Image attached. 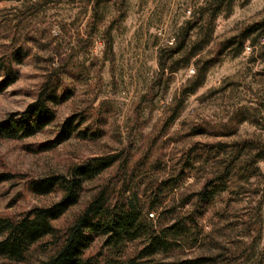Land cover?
Listing matches in <instances>:
<instances>
[{
    "label": "rangeland",
    "instance_id": "374dc122",
    "mask_svg": "<svg viewBox=\"0 0 264 264\" xmlns=\"http://www.w3.org/2000/svg\"><path fill=\"white\" fill-rule=\"evenodd\" d=\"M209 1L0 0V60L18 56L12 62L15 80L0 91V120L21 112L43 82L56 76V94L66 97L53 104V121L34 135L0 138V173L13 176L0 182V215L17 217L60 197L57 189L32 193L29 180L67 175L88 158L115 155L110 167L83 183L78 202L52 222L55 228H66L103 187L113 197L134 190L140 197L159 183L162 201L147 219L155 224L160 210L168 211L163 222L193 213L197 240L190 238L154 262L210 257L213 264H264V159L244 178V150L234 160L228 187L195 203L194 193L219 170L234 143L264 141V28L249 34L242 47L221 50L206 65L199 86L188 92L197 69L216 55L221 42L264 18V0H223L207 26L205 17L214 7ZM201 10L207 13L198 18ZM188 25L182 50L170 54L167 47ZM209 28L207 43L194 46V56L184 62L188 48ZM170 63L175 68L169 69ZM234 113L242 120H231ZM69 117L74 130L55 146L41 148ZM86 128L99 135L84 137L79 131ZM208 146L207 158L183 166L189 149ZM181 199L188 200L181 206ZM50 241L46 236L34 243L21 264L44 259L52 251ZM99 246L95 239L86 254ZM138 246L129 243L127 254Z\"/></svg>",
    "mask_w": 264,
    "mask_h": 264
},
{
    "label": "trees",
    "instance_id": "16d2710c",
    "mask_svg": "<svg viewBox=\"0 0 264 264\" xmlns=\"http://www.w3.org/2000/svg\"><path fill=\"white\" fill-rule=\"evenodd\" d=\"M222 1H209L208 5L214 7L205 17L206 22L204 23L207 26L212 24ZM205 13L207 11L201 10L198 18L205 16ZM199 20L195 19V22L198 23ZM188 28L189 25L179 29L174 45L167 47L170 54L182 50ZM262 28H264V18L246 25L237 34L221 42L216 55L205 60L202 63L203 66L197 69L196 79L188 92H193L199 86L204 77L206 65L211 64L221 50L233 44L238 48L242 47L249 34ZM210 31L209 28L196 45L188 48L183 55L184 62L194 56L195 47L200 48L207 43ZM17 57L12 54L7 60H0V71L3 73V78L0 80V91L15 80L16 70L12 67V62L17 61ZM158 64L163 68L164 60L159 58ZM173 68L175 67L170 63L169 69ZM58 82L57 76L52 81H44L35 99L28 103L21 112L0 120V138L30 137L53 121L55 117L53 104L66 98L63 91L56 94ZM232 118L239 122L243 117L234 113L231 120ZM74 126L72 117L65 119L55 138L42 144L41 148L48 149L55 146L74 130ZM87 129L79 131L80 134L84 137L99 135ZM232 148L233 151L227 155L219 170L208 176L200 189L194 193L196 204L211 200L219 191L228 187V183L235 175L234 160L236 161L244 150L247 152V157L244 160L246 163L242 170L244 178L257 170L253 166L257 160L264 159V141L245 139L234 143ZM211 149L212 146L200 150L189 149L186 152V158H183V166H190V163H187L189 159L194 161L201 156L207 158ZM116 160L115 155L95 156L74 164L67 175L51 174L29 180L27 187L32 193L45 195L57 189L60 191V197L49 205L33 206L17 217L0 215V264L24 263L30 247L46 236L51 237L52 251L44 259L34 264H213L214 259L210 257L169 263L153 261L155 256L181 247L192 237L191 240H197V234L192 232L193 228H197V219L193 213L175 217L170 215L169 219H166L167 222H163L168 211L160 210L156 214L155 224L147 219V214L157 210L161 204L160 195L163 191L159 183H156L148 193H143L140 197L137 196L135 190L128 196L120 194L113 197L111 190L108 187H103L89 199L66 228L58 230L52 225L54 220L78 202L83 183L98 176ZM11 178L13 176L8 173H0V182ZM187 200L181 199L180 205L185 204ZM259 203L260 201L257 202L258 212H256L258 217ZM95 239L100 240L99 249L94 254H86ZM134 241L139 242L140 246L133 253L127 254V245Z\"/></svg>",
    "mask_w": 264,
    "mask_h": 264
}]
</instances>
